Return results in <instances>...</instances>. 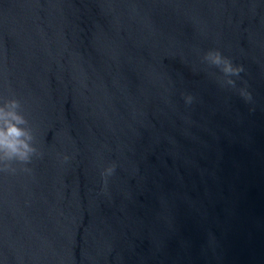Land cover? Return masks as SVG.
I'll use <instances>...</instances> for the list:
<instances>
[{
  "label": "water",
  "instance_id": "water-1",
  "mask_svg": "<svg viewBox=\"0 0 264 264\" xmlns=\"http://www.w3.org/2000/svg\"><path fill=\"white\" fill-rule=\"evenodd\" d=\"M69 21L54 264H264V0H69Z\"/></svg>",
  "mask_w": 264,
  "mask_h": 264
},
{
  "label": "clouds",
  "instance_id": "clouds-1",
  "mask_svg": "<svg viewBox=\"0 0 264 264\" xmlns=\"http://www.w3.org/2000/svg\"><path fill=\"white\" fill-rule=\"evenodd\" d=\"M205 59L210 60L211 64L219 68L226 77L224 84L235 87V81L231 78L238 76L243 71L240 65H233L231 60L223 56L218 50L210 49L205 52ZM240 95L246 100L251 99L250 93L245 88L239 89ZM185 103H191L193 97L187 95L184 97ZM13 107L17 106V101L13 99ZM0 171H11L12 161H18L26 164L31 161L33 155L38 154V150L31 144L32 136L25 131L21 125L27 124L25 116L17 114L15 111L5 112L0 108ZM67 159V157H65ZM115 164L107 165L101 172V176L106 185L107 177L112 175Z\"/></svg>",
  "mask_w": 264,
  "mask_h": 264
}]
</instances>
